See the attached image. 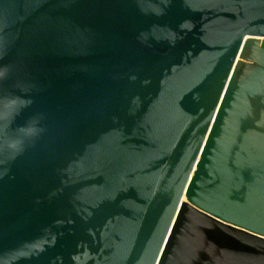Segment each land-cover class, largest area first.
<instances>
[{
	"label": "water",
	"instance_id": "water-1",
	"mask_svg": "<svg viewBox=\"0 0 264 264\" xmlns=\"http://www.w3.org/2000/svg\"><path fill=\"white\" fill-rule=\"evenodd\" d=\"M0 264H264V0H0Z\"/></svg>",
	"mask_w": 264,
	"mask_h": 264
},
{
	"label": "bare ground",
	"instance_id": "bare-ground-1",
	"mask_svg": "<svg viewBox=\"0 0 264 264\" xmlns=\"http://www.w3.org/2000/svg\"><path fill=\"white\" fill-rule=\"evenodd\" d=\"M249 49H247L246 50V53L248 54L247 56H250V53H249V51H248ZM247 64V63H246ZM247 72V69L246 68H242V69H240V71H239V77L241 78L245 73ZM255 112H256V110H255ZM253 116H257V113L256 114H254L253 113ZM259 117H260V119L262 118L260 115H258ZM256 121H258L257 120V117H256Z\"/></svg>",
	"mask_w": 264,
	"mask_h": 264
},
{
	"label": "rangeland",
	"instance_id": "rangeland-1",
	"mask_svg": "<svg viewBox=\"0 0 264 264\" xmlns=\"http://www.w3.org/2000/svg\"><path fill=\"white\" fill-rule=\"evenodd\" d=\"M242 62H243V63H245V64H246V63H247V64L251 63V62H248V61H245V60H244V61H242Z\"/></svg>",
	"mask_w": 264,
	"mask_h": 264
}]
</instances>
